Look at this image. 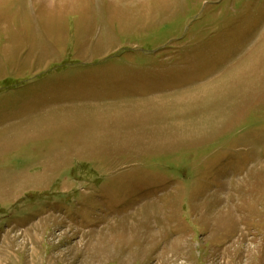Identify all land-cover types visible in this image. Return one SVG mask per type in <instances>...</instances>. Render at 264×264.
<instances>
[{"label": "rangeland", "instance_id": "rangeland-1", "mask_svg": "<svg viewBox=\"0 0 264 264\" xmlns=\"http://www.w3.org/2000/svg\"><path fill=\"white\" fill-rule=\"evenodd\" d=\"M0 264H264V0H0Z\"/></svg>", "mask_w": 264, "mask_h": 264}]
</instances>
